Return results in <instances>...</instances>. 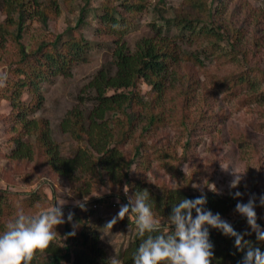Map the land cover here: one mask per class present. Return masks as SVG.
Listing matches in <instances>:
<instances>
[{
	"label": "trees",
	"instance_id": "trees-1",
	"mask_svg": "<svg viewBox=\"0 0 264 264\" xmlns=\"http://www.w3.org/2000/svg\"><path fill=\"white\" fill-rule=\"evenodd\" d=\"M132 1L122 0L119 5L114 6L105 0L99 8V13L94 14L97 19L96 33L114 36L113 61L104 64L86 85V90L90 94L89 103L92 106L88 115L84 117L72 110L66 114L61 123L62 130L70 132L77 140L82 141L83 136L88 134L86 136L88 150L80 148L73 157L62 155L58 145L51 138L47 121L29 117L40 108L43 102L39 84L43 81L52 82L54 76H50L51 70L53 71L51 75H67L73 64L85 61L90 44L83 37H76L74 32L65 30L64 34L58 35L52 42L41 41L31 51L22 48L20 58L14 63V65L17 64V69L14 67L11 71L16 77L20 76L16 82L10 83L13 89L10 95L8 93L1 96L9 101L11 115L16 121L13 120L14 125L11 126L9 158L12 161L31 162L32 158L39 156L42 159L39 162L41 166L64 182L84 181L82 196L89 194L92 190V184L84 180L87 174L98 176V181L106 186L109 192L105 197L92 200L90 204L93 207L88 212L83 211L82 213L77 208L63 209L65 217H68L69 212L73 213L72 221L67 220L56 227L57 235L54 241L46 251L37 252L31 264H109L107 252L99 240L98 227L91 216L93 208L101 206L104 202H109L113 208L126 204L127 197L123 190L125 185L129 188L128 195H134L143 190L149 192L147 202L151 205L154 216L162 223L171 214L172 206L181 199H195L203 194L206 196L205 208L207 210L213 214L219 213L221 218L229 222L236 232L250 233L245 235L244 239L264 252V241L256 239V234L251 231L246 218L233 220V214L236 212L235 205L238 202L247 203L248 200L234 198V194L221 196L205 189H193L190 184L192 177L184 174L172 163H169L172 168L169 170L171 174L169 176L174 185H166L162 180L156 183L148 182L147 176L141 175V177L139 173H130L133 164L140 166L143 163L142 166L147 169V163H149L147 141L146 139L141 140L140 134L141 137L144 133L147 135L152 127L165 122L164 109L155 112V108L167 92L176 88L174 83L177 80L189 81L187 76L182 72H177L176 68L181 67L182 61H190L200 67L203 66L204 62L200 56L206 53L205 49L201 52H194L181 48V45L206 42L210 53L217 49L220 52L219 58H225L224 62L228 59L230 65L239 68L237 72H230L226 75L212 74L214 93L222 96L230 106L238 110L252 104H264V70L247 64L246 54L248 55L249 51L241 40V32L218 19L226 11L222 0H211L209 6L200 0H189L193 5L188 13L183 11L171 19L164 20L163 26L155 29L154 37L140 39L131 50L125 44L126 42L121 40L129 30L124 13L144 11V0ZM14 3L10 2L9 7L12 12L19 13L20 27L15 36L16 39L21 37L25 20L37 19L45 23L48 10L45 5L41 6L42 0H19ZM195 9L206 13L210 19L201 24ZM86 11L85 8L81 9L77 21L79 27L87 25L82 17ZM212 16L217 18L213 20ZM173 28L177 32L173 36L168 35ZM164 30L166 34H163ZM120 37L122 38L119 39ZM113 66L114 73L112 74L111 67ZM22 69L26 72L28 81L24 80L22 75L25 76V74ZM140 81L148 84L152 93L155 94L149 102L133 91ZM28 88L29 94L36 98V102L32 104H27L23 99V92ZM109 90L112 91L111 94H108ZM175 92L180 97L170 100L177 103L185 99L184 109L190 105V98L200 100L199 94V97H196L198 93L196 87L190 82ZM133 104L142 106V108L148 106L153 110L144 114L141 109L134 110ZM109 115L115 118L111 120ZM84 118L85 121L87 120L86 127H84ZM137 121L141 124L137 142L139 146L135 149V155L131 160L126 161L115 144L118 145L119 140L121 143L130 139V131ZM221 122L218 110L211 113L209 118L205 119L202 116L200 120L193 122L191 131H189L191 137L183 147L184 156L194 148V145L197 147L202 142L198 137L192 138L193 134L197 136L207 134L212 141H215ZM114 129L118 139L113 135ZM141 149L144 155L142 152L139 154ZM166 158L172 161V158ZM156 160L168 163L164 156L159 154L155 157ZM22 176H25V173ZM30 177H24L25 189L19 190L11 185L0 188V232L5 230L6 225L15 218L20 209L28 215L38 214L45 210L43 205L46 198L42 193V188L37 192L30 191ZM256 202L258 203V199ZM124 220L126 224L135 228L133 217H125ZM257 223L261 230H264V223L258 220ZM73 225L76 227L73 228ZM206 227L209 231V240L213 244L214 255L211 264H241L244 252L236 249L235 238L225 236L220 230L210 226ZM73 231L75 234L69 235ZM140 242L141 238L135 232L129 244L119 252V260L122 264H133V254Z\"/></svg>",
	"mask_w": 264,
	"mask_h": 264
},
{
	"label": "rangeland",
	"instance_id": "rangeland-1",
	"mask_svg": "<svg viewBox=\"0 0 264 264\" xmlns=\"http://www.w3.org/2000/svg\"><path fill=\"white\" fill-rule=\"evenodd\" d=\"M12 1L17 3L19 0H0V188L11 185L19 190L25 189L24 177L31 176L29 190L37 192L42 188V193L46 198L43 205L45 210L54 206L57 200L64 199L67 203L63 209L77 208L82 213L83 211L88 212L93 207L90 204L92 200L109 194L105 191L106 186L98 181V176L85 175L84 180L92 184V190L89 194L82 196L84 181L64 182L41 166L39 162L42 159L39 156L32 158L31 162L23 163L14 162L9 158L11 126L14 125L13 120L15 119L11 115L9 101L1 96L8 93L10 95L13 90L10 83L16 82L20 76L16 77L11 71L14 67L17 69V64L14 65V63L20 58L22 48L31 51L41 41L52 42L58 35L64 34L65 30L74 32L76 37H83L90 44L85 61L73 64L67 75H51L53 71L49 69L51 70L50 76H54L52 82L43 81L39 84L43 102L40 108L29 117L47 121L51 138L58 145L62 155L73 157L80 148L88 150L86 137L88 134L83 136L82 141L77 140L70 132L62 130L61 123L66 114L72 110L84 117L88 115L92 106L89 103L90 94L86 90V85L104 64L113 61L114 36L95 31L97 19L94 14L99 13V8L105 0H42L41 6L45 5L48 10L45 23L37 19L25 20L20 39L15 38L20 25L19 13L12 12L9 7ZM107 1L114 6L122 2V0ZM200 1L209 6L211 0ZM130 2L133 1L130 0ZM222 3L225 4L226 11L218 19L241 32V40L249 51V54H246L247 64L264 70V0H222ZM192 5L189 0H144V11L124 13L129 30L124 35V39H121L122 37L119 39L124 40L125 44L133 50L140 39L154 37L155 29L163 26L164 20L171 19L183 11L188 13ZM82 8L87 10L82 15L87 25L79 27L77 21ZM191 11L194 13L193 10ZM195 12L201 24L210 19L206 13H201L198 9H195ZM215 18L217 17L212 16L213 20ZM176 32L177 30L173 28L168 35L173 36ZM166 33L164 30L163 34ZM181 48L194 52H201L205 49L206 53L200 56L204 62L203 66L200 67L190 61H182L181 67L176 68V71L185 74L189 81L177 80L174 83L176 88L167 92L155 108V112L164 109L165 122L152 127L147 135L144 133L141 137L140 134V139L147 141V158L149 157L147 169L142 166L143 163L140 166L133 164L130 173L147 176L148 182L156 183L162 180L166 185H174L169 176L171 175L169 170H172L169 163H172L184 174L192 177L190 183L192 188L193 185L199 186L193 189L211 191L208 186L215 185L217 195L227 196L239 191L242 195L238 198L243 201L249 200L250 196H255L256 200L258 199L255 208L257 220L264 223V206H260L259 203V197L264 195V104L248 105L241 110L230 106L222 96L214 93L212 74L226 75L230 72H237L239 68L230 65L228 59L224 62L225 58H219L220 52L217 49L210 53L206 42H196L193 45L184 44ZM22 70L25 74V76L22 75L24 80L28 81L26 72ZM111 72L114 73V66L111 67ZM189 82L196 87L198 91L196 97L200 96V100L190 98V105L184 109L185 99L177 103L170 99L180 97L175 90ZM133 91L147 102L155 97L151 87L143 81L137 83ZM111 93L112 91L109 90L108 94ZM23 99L27 104L36 102V98L29 94V88L23 92ZM133 107L136 111L141 109L144 114L153 110L151 107L142 108L135 104ZM215 110L220 112L222 120L219 125L220 130L216 132V140L212 141L207 134L199 136L193 134L192 138L198 137L202 142L197 147L194 145V148L184 156L183 147L191 137L189 131H191L192 123L200 120L202 116L205 119L209 118ZM109 118L113 120L115 117L111 118L109 115ZM83 121L86 127L87 120L85 121L84 118ZM140 128L141 124L138 121L135 122L134 128L130 131V139L121 143L119 140L118 145L115 144L126 161L131 160L135 155V149L139 146L137 142ZM113 135L118 139L115 129ZM141 152L144 155L142 149L139 154ZM158 154L164 156L168 163L155 161ZM166 157L172 158V161ZM221 166L228 168L225 170ZM234 168L243 174L238 187L230 188V182L234 178ZM19 170L22 172L21 175ZM24 173L25 176H22ZM153 188L156 190L155 187ZM84 197L88 200L82 210L75 206V202H83ZM119 208V206L113 208L109 202H104L101 206L93 208L91 216L98 227L99 240L109 260L115 254L119 259V252L125 249L135 234V228L126 224L124 219L118 220L112 229L105 228L106 223L118 213ZM63 218L67 221L65 215ZM242 218L244 217L237 212L233 214V220H242ZM120 264H122L121 261Z\"/></svg>",
	"mask_w": 264,
	"mask_h": 264
},
{
	"label": "clouds",
	"instance_id": "clouds-1",
	"mask_svg": "<svg viewBox=\"0 0 264 264\" xmlns=\"http://www.w3.org/2000/svg\"><path fill=\"white\" fill-rule=\"evenodd\" d=\"M222 168L227 170L228 167ZM242 174L234 168L230 188L238 187ZM198 187L193 185V188ZM208 187L216 192L215 185ZM123 190L127 203L120 206L118 213L106 223L105 228L112 229L118 220L125 217L134 218L135 232L141 242L133 254V264H211L213 244L209 240L206 226L235 238L236 249L244 252L241 264H264V252L244 239L250 233L236 232L219 213L213 214L207 210L206 196L203 194L195 199H181L172 206L171 214L162 223L154 216L152 207L147 202L150 195L147 190L134 195H128V185ZM241 195L237 191L234 198ZM87 200L84 197V201H76L75 206L83 210ZM66 203L64 199L57 200L54 206L34 215L25 214L23 209L18 210L15 218L0 232V264H31L37 252L46 251L57 235L56 227L65 223L62 209ZM259 203L264 206V195L259 197ZM256 206L255 196H250L247 203L238 202L235 211L246 218L256 239L264 241V230L257 223ZM72 219L73 213L69 212L68 222ZM74 234L75 231L69 233ZM109 264H120L116 254L110 258Z\"/></svg>",
	"mask_w": 264,
	"mask_h": 264
}]
</instances>
